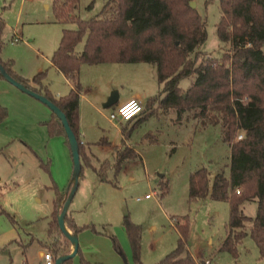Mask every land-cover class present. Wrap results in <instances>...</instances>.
I'll list each match as a JSON object with an SVG mask.
<instances>
[{
  "label": "rangeland",
  "instance_id": "374dc122",
  "mask_svg": "<svg viewBox=\"0 0 264 264\" xmlns=\"http://www.w3.org/2000/svg\"><path fill=\"white\" fill-rule=\"evenodd\" d=\"M106 1L79 0L75 14L82 20L93 18ZM195 3L206 30V40L197 51L220 58L229 44L219 41L216 34L218 0ZM52 4L53 0H0L1 60L12 59L16 72L25 78L41 74L50 92L65 85L51 67V54L59 45L62 30L76 29L74 24L55 23ZM14 33L20 38L18 43L13 41ZM83 43L77 46V53ZM193 79H183L180 87L185 90ZM0 80L15 91H0V104L8 113L0 123V264H40V253L46 250L41 243L51 242L47 229L55 189L64 192L71 180V153L64 137L48 135L45 124L52 118L51 110ZM80 83L85 99L79 101V129L89 145L90 162L94 167L104 161L114 164V147L122 143L121 127L108 120L116 107L104 108L102 98L108 94L107 100L116 92L120 103L137 92L145 109V98H155L160 91L156 68L150 63L83 65ZM158 103L154 101L152 114L128 132V141L139 158L124 163L117 175L109 171L106 182H100L91 168H83L70 206L77 222L116 236V229L124 231L123 218L128 214L141 228L140 260L157 262L176 247L172 218L187 216L188 248L193 256L208 264H264L250 235L237 246V257L220 250L228 231L227 202L190 200L188 196V179L194 171L208 169L210 183L217 173L229 175L230 150L220 128H202L195 111L178 118L175 110ZM102 138L109 145H98ZM164 184L167 192L162 196ZM146 195L151 198L144 199ZM241 210L253 218L257 204L245 202ZM55 211L59 213V205ZM159 254L163 255L156 257Z\"/></svg>",
  "mask_w": 264,
  "mask_h": 264
},
{
  "label": "trees",
  "instance_id": "16d2710c",
  "mask_svg": "<svg viewBox=\"0 0 264 264\" xmlns=\"http://www.w3.org/2000/svg\"><path fill=\"white\" fill-rule=\"evenodd\" d=\"M192 1L195 0H107L95 17L82 20L75 14L79 0H53L55 22L76 25V29L62 30L59 45L51 56L53 67L72 86L64 97L53 98L46 87H41V74L28 80L16 74L12 60L0 58V64L14 80L42 94L60 109L78 142L82 170L91 168L100 182L108 181L109 171L117 175L124 163L135 161L139 155L122 142L121 147L115 148L114 164L108 161L99 167L91 164L88 148L79 134L80 68L99 64H153L160 91L158 96L147 101L140 114L142 118L136 124L152 114L150 108L158 100L162 108L175 110L178 118L185 112L195 111L202 128H220L223 142L230 150L229 175L217 173L210 183L208 169L194 171L188 179L189 199L227 202L228 231L220 250L235 258L237 246L250 235L264 259V0H218L220 19L216 34L219 41L229 44V49L220 58L197 51L206 40V30L205 20L196 7L192 9L190 6ZM83 41L82 51L77 53L76 48ZM2 46L0 39V52ZM186 78L194 79L183 90L180 82ZM0 79H3L1 74ZM52 115L53 118L45 124L48 135L64 137L69 147L63 126ZM7 116L6 108L0 105V123ZM238 132L244 134L241 140H237ZM122 134L128 135V132L122 130ZM97 144L109 145V142L102 138ZM166 192L164 184L161 195ZM66 196V190L57 192L55 189L47 229L51 242L49 245L41 243L55 258L66 253L63 243L67 240L58 228V213L55 211L58 205L59 209L62 208ZM245 202H256L257 211L253 218L241 210ZM172 219L178 232L176 247L156 264H205L202 259L195 261L188 251L187 216ZM122 224L133 261L141 264V228L130 220L128 214ZM65 225L75 234L87 229L97 233L93 225H75L68 215ZM110 238L114 250L125 259L116 237ZM64 264H72V260Z\"/></svg>",
  "mask_w": 264,
  "mask_h": 264
},
{
  "label": "crops",
  "instance_id": "0c3cea01",
  "mask_svg": "<svg viewBox=\"0 0 264 264\" xmlns=\"http://www.w3.org/2000/svg\"><path fill=\"white\" fill-rule=\"evenodd\" d=\"M55 23H57V22H55ZM57 24H60V23H57ZM52 54H51V56H52ZM8 60H12V59H8ZM49 62L51 64V67L54 68L52 63H51V57L49 59ZM136 63L148 64L146 62H136ZM136 63H121V64H136ZM115 65H118V64H115ZM81 68H80V72H81ZM13 70L16 72L14 67H13ZM56 71L64 79V82H65L64 84L65 85L61 86L60 88H55L53 90V92H50L48 89L47 90L49 91V93L51 94V96L53 98L57 99V98L66 96L70 92V90L72 89V86H71L69 81L65 78V76L62 73H60L58 70H56ZM80 72H79V79H80ZM16 74H18V73L16 72ZM18 75L21 76L22 78H25V77H23L20 74H18ZM25 79L30 80L32 78H25ZM3 84L4 83H2V81L0 80V91L3 92L4 90H9L10 92L15 93V91H13V89H8L9 87H7L6 85H3ZM35 87L38 88V85H35ZM41 87H46L47 88V86L44 84L43 81H41ZM82 91H83V89H81V92H80V100L83 99L84 96H85V95H83ZM107 95L108 94H106L102 98L103 104L106 102L105 99H106ZM150 98H153V96H150V97L148 96V98H145V100L147 99V101H148ZM130 99H136L139 102H141L142 104H143V100H144L143 98H141V96L137 92H134L129 97H126L125 99H123V101L120 102V103L118 102L120 100V97L118 96V101H117V103L114 106L117 107L118 105H120V104H122V103H124V102H126L127 100H130ZM0 105L3 106L2 104H0ZM142 108H143V106H142ZM52 118H53V115H52ZM140 118H142V115H139L137 118L131 120L129 123H126V122L119 123V125L121 127L120 131H121L122 142L128 147H131V144L128 141L129 134L128 135H123L122 134V130H124L125 132H129V130L136 124V122ZM79 119H80V116H79ZM79 134H80V138H81L82 143L87 146L88 151L90 152L89 145L87 143H85V141L83 140V132H81L80 129H79ZM56 137H62V136H56ZM121 145H122V143H121ZM119 147H121V146L114 147V154H115V148H119ZM131 148L134 149V147H131ZM147 196H149V195H146L144 197V199H150L151 198L150 196L149 197H147ZM140 200L141 199H137V201H140ZM71 203H72V201H71ZM71 203H70V206H71ZM70 206H69V209H68V212H67V215H68L70 221L72 223H74L75 225H77V226L86 225V224H80V223L77 222L76 216H75L76 212L74 210H71ZM170 220H172V219H170ZM171 226L174 228V230L176 232V237H177V240H178V232L175 229L174 223H172ZM96 230H97V233L92 232L91 230L87 229V230H83L82 232L77 234L80 254L76 255L72 259V264H82V262H81L82 260L85 263H87V264H135L133 259H132V252H131L128 236H127L126 231H125L124 228H123L124 231H117V229H116L115 234H116V236L118 238V239L117 238L116 239H117V241H118V243L120 245L121 250L124 253L125 259H122V257L113 248L110 236H115V235H113V233H111L109 231H106L105 229H103V230L96 229ZM69 232L72 233L70 230H69ZM31 240L34 241V238H32ZM63 246L66 248V253L65 254L71 252L72 248H71V246H70L68 241L66 243H63ZM44 249L47 250V248H44ZM188 251H189L190 255L194 258L195 261H197L199 259H202V257L199 258L198 256L197 257L193 256V254L191 253L189 248H188ZM41 255H42V252L40 253V264H43ZM159 255L160 256H156V257H161V255H163V254H159ZM142 260L143 261H141V264H156L157 262L160 261V260L157 261V262H152L153 260L146 261V259L144 260L143 257H142ZM203 261H205V260H203ZM25 264H27V261L25 262Z\"/></svg>",
  "mask_w": 264,
  "mask_h": 264
},
{
  "label": "water",
  "instance_id": "95a60500",
  "mask_svg": "<svg viewBox=\"0 0 264 264\" xmlns=\"http://www.w3.org/2000/svg\"><path fill=\"white\" fill-rule=\"evenodd\" d=\"M190 6L192 9L196 7L195 1L190 2ZM0 74L3 77L4 80H6L11 85L15 86L20 91L28 94L29 96L37 99L44 105H46L51 112L57 117L58 121L64 128V132L67 138V142L69 145L72 163H73V170L71 175L70 183L66 189V200L63 203L62 208L60 209L58 215H57V224L58 228L61 232V234L65 237V239L69 242L72 250L70 253L60 255L55 258V264H64V262L68 260H72L78 252L79 244H78V237L75 233H70L65 225V218L67 216V212L70 206V203L78 189V181L82 172L81 168V162H80V155H79V145L76 140V137L72 130L70 129L68 122L66 120V117L64 114L60 111L58 107H56L51 101H49L45 96L42 94L36 93L32 91L31 89L27 88L23 84L17 82L14 80L10 75L6 73V71L3 69V67L0 64ZM118 101V95L116 92H112L110 97L107 98L106 102L103 104L104 108L111 107L115 105Z\"/></svg>",
  "mask_w": 264,
  "mask_h": 264
},
{
  "label": "built area",
  "instance_id": "2783aa9c",
  "mask_svg": "<svg viewBox=\"0 0 264 264\" xmlns=\"http://www.w3.org/2000/svg\"><path fill=\"white\" fill-rule=\"evenodd\" d=\"M20 38L17 36L16 33H14V43L19 42ZM132 106V107H130ZM142 105L139 101H137L136 99H130L127 100L126 102L118 105L115 110L109 115L108 120L111 123L116 122V124L121 123V122H127V121H131L135 118H137L142 111ZM243 133L240 132V134H238L237 136V140H241L243 138ZM240 190L237 189L236 193L239 194ZM149 197V196H147ZM42 262L43 264H55V257L53 256V254L48 251L45 250L42 255ZM208 261H205V264H208Z\"/></svg>",
  "mask_w": 264,
  "mask_h": 264
},
{
  "label": "snow or ice",
  "instance_id": "6c2138e0",
  "mask_svg": "<svg viewBox=\"0 0 264 264\" xmlns=\"http://www.w3.org/2000/svg\"><path fill=\"white\" fill-rule=\"evenodd\" d=\"M130 107H132V106H130Z\"/></svg>",
  "mask_w": 264,
  "mask_h": 264
}]
</instances>
